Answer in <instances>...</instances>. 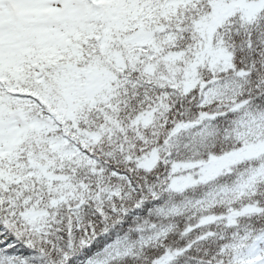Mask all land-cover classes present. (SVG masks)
<instances>
[{
    "label": "snow or ice",
    "instance_id": "6c2138e0",
    "mask_svg": "<svg viewBox=\"0 0 264 264\" xmlns=\"http://www.w3.org/2000/svg\"><path fill=\"white\" fill-rule=\"evenodd\" d=\"M0 264H264V0H0Z\"/></svg>",
    "mask_w": 264,
    "mask_h": 264
}]
</instances>
